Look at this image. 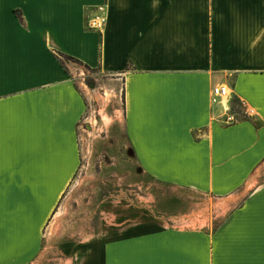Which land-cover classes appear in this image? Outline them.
<instances>
[{
  "label": "crops",
  "instance_id": "0c3cea01",
  "mask_svg": "<svg viewBox=\"0 0 264 264\" xmlns=\"http://www.w3.org/2000/svg\"><path fill=\"white\" fill-rule=\"evenodd\" d=\"M57 53L109 77L141 171L219 216L210 231L131 223L72 264H264V0H0V264L34 261L81 135L107 123ZM219 87L241 106L232 123Z\"/></svg>",
  "mask_w": 264,
  "mask_h": 264
},
{
  "label": "rangeland",
  "instance_id": "374dc122",
  "mask_svg": "<svg viewBox=\"0 0 264 264\" xmlns=\"http://www.w3.org/2000/svg\"><path fill=\"white\" fill-rule=\"evenodd\" d=\"M65 63L69 76L89 97L86 116L99 111L107 123L96 125V132L86 129L81 135L80 166L46 224L41 249L31 264H72L74 254L82 251L87 241L119 234L131 223L214 229L219 216L213 210V199L157 182L138 167L125 137L124 122L114 119L121 104L112 98L103 100L102 90L109 77L77 63ZM240 107L233 102L230 111L241 115ZM92 116V123L98 122L97 115Z\"/></svg>",
  "mask_w": 264,
  "mask_h": 264
},
{
  "label": "built area",
  "instance_id": "2783aa9c",
  "mask_svg": "<svg viewBox=\"0 0 264 264\" xmlns=\"http://www.w3.org/2000/svg\"><path fill=\"white\" fill-rule=\"evenodd\" d=\"M107 21V15L105 8L99 7L96 11V14L89 20L87 24V28L91 30L101 31L105 26ZM215 98L214 102L220 103L223 110L225 111L226 119L225 123H232L237 120L236 114L238 112L234 111L233 113L230 111V101H231V92L227 87H219L215 90Z\"/></svg>",
  "mask_w": 264,
  "mask_h": 264
},
{
  "label": "trees",
  "instance_id": "16d2710c",
  "mask_svg": "<svg viewBox=\"0 0 264 264\" xmlns=\"http://www.w3.org/2000/svg\"><path fill=\"white\" fill-rule=\"evenodd\" d=\"M56 57H57V59H58V61L60 62V64L64 67V63L66 62V61H71V62H73V63H77V64H79V65H82V63L80 62V61H78L77 59H75V58H73V57H70V56H67V55H65V54H62V53H57L56 54ZM87 69H89V70H91L88 66H85ZM235 103L237 102V101H234Z\"/></svg>",
  "mask_w": 264,
  "mask_h": 264
}]
</instances>
